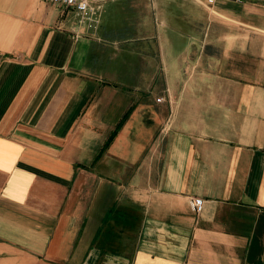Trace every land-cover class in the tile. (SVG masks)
Listing matches in <instances>:
<instances>
[{
    "label": "crops",
    "instance_id": "obj_1",
    "mask_svg": "<svg viewBox=\"0 0 264 264\" xmlns=\"http://www.w3.org/2000/svg\"><path fill=\"white\" fill-rule=\"evenodd\" d=\"M102 12L0 0V264H264V0Z\"/></svg>",
    "mask_w": 264,
    "mask_h": 264
},
{
    "label": "built area",
    "instance_id": "obj_2",
    "mask_svg": "<svg viewBox=\"0 0 264 264\" xmlns=\"http://www.w3.org/2000/svg\"><path fill=\"white\" fill-rule=\"evenodd\" d=\"M45 2L57 5L74 13L80 24L94 23L102 12L103 4L109 0H43ZM219 0H207V3L212 6ZM237 4H242L245 0H229ZM160 101V100H158ZM189 206L193 212L199 213L203 208V201L200 198H191Z\"/></svg>",
    "mask_w": 264,
    "mask_h": 264
},
{
    "label": "rangeland",
    "instance_id": "obj_3",
    "mask_svg": "<svg viewBox=\"0 0 264 264\" xmlns=\"http://www.w3.org/2000/svg\"><path fill=\"white\" fill-rule=\"evenodd\" d=\"M108 7L109 5H106L105 6V10L106 12L108 13ZM121 7H118V8H115L114 7L111 9V11L109 12V17H110V26L112 28H114L115 30L125 26L127 24L125 18H128L127 17V11H126V7H122V9H120ZM104 12V11H103ZM103 12L100 16V19H99V23L101 22L102 20V16H103ZM126 23V24H125ZM120 30V29H119ZM116 31V32H121L122 30L120 31ZM122 33H127L126 31H122Z\"/></svg>",
    "mask_w": 264,
    "mask_h": 264
},
{
    "label": "trees",
    "instance_id": "obj_4",
    "mask_svg": "<svg viewBox=\"0 0 264 264\" xmlns=\"http://www.w3.org/2000/svg\"><path fill=\"white\" fill-rule=\"evenodd\" d=\"M114 134V133H113ZM112 137V136H111Z\"/></svg>",
    "mask_w": 264,
    "mask_h": 264
}]
</instances>
